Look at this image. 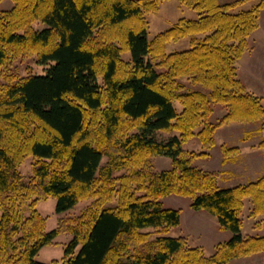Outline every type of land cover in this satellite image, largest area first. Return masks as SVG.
Segmentation results:
<instances>
[{"label": "trees", "instance_id": "1", "mask_svg": "<svg viewBox=\"0 0 264 264\" xmlns=\"http://www.w3.org/2000/svg\"><path fill=\"white\" fill-rule=\"evenodd\" d=\"M163 1L11 0L0 9V264H44L35 257L61 233L71 235L64 257L48 264H229L264 251V235L241 234L246 199L251 217L264 215V175L220 188L216 173L193 166L231 122L261 121L264 155L261 97L237 77L264 0L246 10L237 8L247 0H178L196 17L149 41L147 16ZM186 38L187 49L167 52ZM31 57L47 66L44 75L10 72L14 61ZM182 80L200 89L187 90ZM212 103L227 110L217 124ZM159 132L177 135L159 141ZM193 138L201 153L183 149ZM221 152L231 162L238 150ZM156 156L170 158L171 167L153 172ZM27 157L34 163L25 182L17 168ZM170 195L190 198L193 211L214 216L231 237L210 256L185 237H167L181 219L160 202ZM47 198L57 213L91 204L47 232L36 210ZM145 228L157 237L150 240Z\"/></svg>", "mask_w": 264, "mask_h": 264}, {"label": "rangeland", "instance_id": "2", "mask_svg": "<svg viewBox=\"0 0 264 264\" xmlns=\"http://www.w3.org/2000/svg\"><path fill=\"white\" fill-rule=\"evenodd\" d=\"M238 0H224L225 3H222V0H218L220 4H226L235 2ZM240 1V0H239ZM261 0H247L238 10H246L257 5ZM176 4V5H175ZM179 5L178 0L170 1L164 4L158 13L149 14L147 20L149 23L148 30V40H152L156 34L161 31H164L168 27V17L167 15L171 14L172 11H175ZM12 7L11 0H1L0 9L8 10ZM236 9V10H237ZM196 17V12L192 11ZM172 15V14H171ZM173 16V15H172ZM262 18V19H261ZM36 29H42L44 26L40 23H35L33 25ZM260 32V33H259ZM264 36V9L260 11L258 27L248 38L249 48L246 52H249V49L254 48L255 43H262L260 37ZM189 38L182 39L176 43H169L167 45V52L171 53L174 51H181L189 47ZM243 54L246 56V61L243 62V55L237 63L240 64L241 68H237V77L247 75L249 70L254 69V66L251 65L253 60H255L256 52L252 54ZM125 58H128V54L124 55ZM47 66L38 65L34 57L28 59H17L11 64L10 72L14 73L17 77L22 78L28 75H44L46 72ZM256 72L259 71V68L256 67ZM250 72V71H249ZM262 74L260 70L259 75ZM259 76L256 75L254 79H257L262 83L261 89H257L260 92L261 103L264 108V80L261 82ZM240 80V79H239ZM1 81V80H0ZM182 84L189 89H200V87L194 88L187 81L182 80ZM258 85V82H255V87ZM175 107L180 111V105L175 103ZM212 115L210 121L217 124L220 122L222 117L225 116L227 110L222 105L211 104ZM261 121L249 122V123H239L231 122L220 126L214 135L215 147L210 150H206V153L209 154L208 158H197L193 162V166L206 172H214L217 174V186L220 188H231L237 185L247 184L250 181L257 179L259 176L264 175V155L261 149L257 147L259 141L261 140L262 134L257 132V129L261 126ZM177 135V133H163L159 132L156 134V139L159 141H165L171 136ZM237 148L238 152L231 155L234 161H224L221 148ZM201 144L197 138L190 139L187 143L183 145V149L188 151H194L196 153H201ZM105 162V160H104ZM34 160L32 157H27L17 168L18 173L22 176L23 180L26 182L32 176ZM171 167V159L164 156H156L151 159V170L153 172H160ZM118 175H121L122 172H118ZM162 206L166 209H175L180 211V224L177 227H174L168 231L166 234L167 237H185L188 241L190 247H200L203 250L205 256H210L214 253L216 245L228 240L231 237V232L220 227L218 220L205 212L193 211L190 207L191 200L188 197L170 195L160 199ZM245 206L242 210L241 219H242V228L241 234L243 237L247 236H262L264 235V215L251 217V201L246 199L244 202ZM91 204V200H83L77 203L73 208L62 212L57 213L55 210L56 200L54 198H47L40 200L36 204V210L46 219L45 230L47 232L57 229L59 223L62 220H72L82 214V212ZM114 203L109 206H113ZM29 209L28 206L22 208V215L28 216ZM258 224V225H257ZM257 225V226H256ZM142 232H149L151 237L150 240H153L157 237L158 233L154 228H145ZM71 235L68 233H61L53 239L52 244L43 247L37 256L35 261L39 263L48 264L51 261L61 262L64 257V246L70 241ZM79 248L76 249V253ZM253 257L251 260L256 262L255 264H264V251L257 253L255 255L249 256ZM249 259L248 257H245ZM244 259V258H238ZM257 259V260H255ZM237 260V259H236ZM234 261V260H233ZM254 264V263H253Z\"/></svg>", "mask_w": 264, "mask_h": 264}, {"label": "crops", "instance_id": "3", "mask_svg": "<svg viewBox=\"0 0 264 264\" xmlns=\"http://www.w3.org/2000/svg\"><path fill=\"white\" fill-rule=\"evenodd\" d=\"M170 1H173V0L163 1L161 3V7ZM229 1H233V0H229ZM222 3H225L224 0H222ZM161 7H160V9H161ZM160 9H159V11H160ZM171 14L167 15L168 27H165L166 29L169 28L171 25H173L180 18H186V19L191 20V19H194V15H195L193 12H191L190 9L185 8V7H181L179 5L175 9V11L171 12ZM260 40L262 43H260V44L255 43L254 48H251V49H249V52H246L247 55L252 54L254 52L257 53V55L255 56L256 59L253 60V62L251 63V65L254 66V69L249 70L250 72L249 71L247 72V75L245 76V78H244V75H242L241 77L239 76L240 81L246 86L247 90L249 92H252V93L258 95L259 97H261V96H260V92L257 89H261L260 87L262 86V83H260L257 79H254V78L256 77V75H258L259 76L258 79L261 82H263V80H264V36L262 38L260 37ZM242 58H243L242 65L244 66V63H245L244 61H246V56L243 55ZM256 67L259 68L258 72L255 71ZM237 68H239V69L241 68L239 63H237ZM260 70H262L261 75H259ZM256 81L258 82V85L255 87ZM248 258L249 259H247V258L239 259V260L237 259V260L230 262L229 264H253V263L255 264L256 263V262L251 263L252 262L251 260L253 259V257L252 258L248 257ZM255 260H257V259H255Z\"/></svg>", "mask_w": 264, "mask_h": 264}]
</instances>
